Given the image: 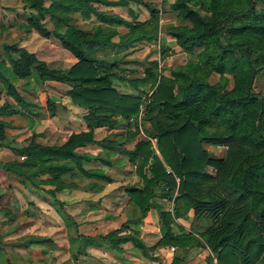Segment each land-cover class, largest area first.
I'll return each mask as SVG.
<instances>
[{"label":"trees","instance_id":"1","mask_svg":"<svg viewBox=\"0 0 264 264\" xmlns=\"http://www.w3.org/2000/svg\"><path fill=\"white\" fill-rule=\"evenodd\" d=\"M45 1L23 0L25 8L33 10L28 24L45 38L55 37L75 61L67 69H54L17 43L3 44L7 60L0 57V148L24 158L0 162V170L44 190L63 210L56 199L58 192L77 187L101 190L100 181H111L103 171L83 166L105 159L77 149L95 144L119 149L135 166L141 183L128 191L132 203L141 218L157 206L164 231L152 246L126 224L106 234L86 236L66 214V224L73 232L69 236L72 259L77 260L89 247L113 249L131 243L142 252L208 247L211 254L205 264H264V90L258 93L253 88L256 76L264 73V0H174L166 11L183 24L169 28L167 35L193 59L167 68V75L159 72L154 60L142 76L130 80L136 86L149 84L140 123L142 96L116 89L112 78L117 62L99 59L98 53L114 46L109 41L117 31L106 30L112 25L128 28L131 43L155 40L160 10L153 2L135 0L150 13L148 20L136 22L100 9L102 5L125 4V0H47L48 6ZM73 14L100 25L87 32L73 23ZM47 15L52 30L43 23ZM166 51L163 47L161 54L165 56ZM215 75L218 80L213 82ZM22 80L25 83L20 91L16 83ZM33 81L67 85V95L86 109L89 129L72 132L60 144H43L36 134L19 145L7 141L6 129L12 127L8 118L40 116V101L29 100L24 94ZM54 104L47 98L50 114L55 112ZM122 122L134 127L123 140L95 139V129H114ZM140 126L155 145L140 140L132 150L122 148ZM206 146L226 147L225 157L214 156ZM158 195L173 200V212L155 203ZM190 211L202 230L192 227V232H175L177 220ZM53 241L35 238L23 247ZM182 261L177 253L171 264Z\"/></svg>","mask_w":264,"mask_h":264},{"label":"crops","instance_id":"2","mask_svg":"<svg viewBox=\"0 0 264 264\" xmlns=\"http://www.w3.org/2000/svg\"><path fill=\"white\" fill-rule=\"evenodd\" d=\"M107 1L119 2L120 0ZM143 1L153 2L155 5L157 3V1L154 0ZM160 1H162L163 8L167 9L169 7V1ZM157 8L159 9V7ZM100 9L107 11L110 14L117 15L126 21L135 20L136 22H144L150 18V13L148 12V10L143 5L138 4L135 0H125V4L122 5H102L100 6ZM72 17L73 19H75V22L73 21V23L77 25H100L99 22L83 20L79 14H73ZM180 24H183V22H181L174 13L169 11L163 13L161 11L159 36L157 38L158 40H160L162 44L161 46H163L165 50H168L165 53V61L169 58H174L176 56L174 54L182 53L183 55L189 57L184 63L180 64L184 65L188 60L193 59V57L183 52L176 45L175 41L167 35V31L169 30V28L178 26ZM106 30L117 31V34L114 35L109 41V43H112L114 46H108L104 51L99 52L98 58L103 60L108 59L107 61L111 62H117L116 66L119 70H114L118 73H121L122 76L117 74L116 76H113V86L124 94L143 97V92L145 94L149 91V84H140L136 86L130 80L134 77L142 76L144 74L145 68L149 65V63L156 59L154 55H152L154 42H147L144 40L132 43L129 42L127 36L128 28L122 25H112L109 27V29ZM61 50L62 52H60V55L64 57L63 63L61 60H58L54 63L56 65H53L51 68L67 69L75 61V58L70 52L62 47ZM167 52L173 55L168 56ZM58 57L59 56H56L55 58L57 59ZM42 60L44 61L45 59ZM120 69L123 72H120ZM134 69H139V71L136 73ZM47 83L55 87L64 89L62 95L48 93L49 95H51V99H53L55 103L54 114H50L52 117L48 118L47 120H38L32 123L29 122L30 120L26 121L25 119L24 123H16V121H19L20 118H24L20 117L19 115L8 118L12 124V127L6 129V135L8 139H11L10 141H13L12 144L21 143L24 139L30 137L33 134L37 135V138L41 143L45 141V139H49L51 141L49 145L60 144L64 142L72 132L87 131L89 129L84 119L87 111L86 109L74 103L69 95H67L69 87L62 83L53 81ZM46 100L47 98L43 102L42 99H40L41 106H45ZM142 117L143 114L141 118ZM141 120L142 119H140V121ZM20 124L21 126H18ZM11 129L12 133H8V131ZM129 131L134 132V127L132 125L129 126L125 124V122H122L118 124L114 129H109L106 126L97 128L94 131V136L97 141L109 139L112 142H116L118 140H123L127 136ZM57 139H59L58 142H56ZM140 140H149L152 142L153 146L155 145V140L151 139L143 131V129H139L137 135L131 139H127L121 145V147L132 150ZM77 152L89 153L91 155H97L105 159L106 162L97 160L90 163H84L83 166L86 169H97L103 171L106 176L111 178V181H100L99 183L103 186L101 190H89L83 187H77L73 189H65L61 192H58L56 194V199L59 202H62L63 213H66L74 219L73 214L67 212V209L69 208L68 202H66V200H60L58 198L59 194H66L68 196L71 193V196L73 195V197L70 196L71 203L73 201L82 203L84 201L82 200L83 197L94 199L89 200L91 201L89 204V208L97 210V213H100V204L111 202L121 210H119L118 214L112 216H108L106 214L107 218L119 221V227L122 224L128 225L130 229L135 230L140 234L141 239L148 246L154 245L164 235V231L160 223L159 209L154 205L147 212V214L143 218H141L140 210L132 203L131 198L128 194L129 190L137 188L141 185L139 178L135 173V166H133L129 162L128 158L119 149L110 150L95 144L88 145L84 148H79L77 149ZM156 154H158V152H156ZM18 158L23 159L24 157L8 148H0V162L11 161ZM156 192L158 193L159 189H157ZM76 195H81V198H76L77 200H74ZM50 198L52 199V201L55 200L51 196ZM53 203H55V201ZM155 203L161 206L165 211H169L172 203L174 205L173 200L170 201L169 199L162 198L159 195L156 197ZM193 218V211H190L185 217L178 219L177 226L174 227V231L177 233L180 232V230H182L183 232H192V227L198 230H202L203 226H201V222L194 221ZM119 227L113 229H117ZM81 234L86 236H95L91 233ZM55 245L56 244L54 241L51 244H45L42 246L33 245L31 246V248L36 250L38 248H48V246H50V249L48 248L49 250H44V253L45 251H47L45 255H50L54 251ZM177 253L180 254L181 258L183 257V261L181 264H205L208 256L211 254L208 247L202 246L189 247L186 251H171V247H163L156 248L154 251L147 250L146 252H142L141 250L134 247L131 243H126L120 245L119 248L113 249H107L106 247H89L86 253L78 256L77 260L73 259L72 264H171L174 255Z\"/></svg>","mask_w":264,"mask_h":264},{"label":"rangeland","instance_id":"3","mask_svg":"<svg viewBox=\"0 0 264 264\" xmlns=\"http://www.w3.org/2000/svg\"><path fill=\"white\" fill-rule=\"evenodd\" d=\"M154 1H157L156 5L159 7V10L161 9L160 12L165 13L166 9L162 7V1ZM167 1L171 4L174 0ZM48 4L49 1L46 0L45 5L48 6ZM31 12L33 10L25 8L23 0H0V57L7 60L6 56L3 55V44L17 43L29 52L35 53L40 60H47L46 62L50 64V67L56 65L54 63L58 60H61L63 63L64 57L60 55V52H62L60 42L53 36L45 38L39 35L28 24V18ZM43 23L48 29H53L49 15L45 16ZM79 26L87 32H92L97 28L96 25L91 26V24ZM156 40L158 38L151 41H144L154 42L152 55L156 58L154 60L158 61V69L160 67L164 74H168L165 72L167 68L176 67L189 58L182 53H177L174 54L176 55L174 58H169L165 61L166 54L165 56L161 54L163 46H161L160 40ZM167 55L172 56L173 54L167 52ZM56 56L59 57L56 59ZM114 69L119 70L117 66ZM134 70L136 73L139 71V69ZM114 72L122 76L121 73L115 70ZM120 72L123 71L120 69ZM217 80L218 75H215L212 81ZM24 83L25 81L16 83L20 91L23 90ZM1 84L2 80L0 79V88L2 87ZM29 88V91L24 92L25 96L29 100L38 103L40 99L44 102L46 98H51L49 94L62 95L64 90L63 88L50 85L47 82L39 84L36 81H33ZM253 88L255 92H263V72L256 76ZM39 112V117L20 118L16 123H24V119L26 121L30 120L29 122L32 123L38 120H47L52 117L46 107H43ZM138 118H140V114ZM7 120L10 121L9 119ZM18 126H21V124ZM11 131L12 129L8 133H12ZM26 139L21 143L25 142ZM10 140L8 139L7 141L10 142ZM58 141L59 139L56 140V142ZM50 142L49 139H45L42 143L50 144ZM21 143H16L15 145ZM206 149L212 152L214 156L222 158L225 157L227 148L223 146H206ZM207 170L210 174H215L213 169L208 168ZM70 196L71 193L68 196L66 194H59L58 198L68 202L69 208L67 212L73 214L79 232L98 235L119 227V221L107 218V215L112 216L118 214L119 210H121L113 203L105 202L104 204H100V213H97V210L89 208L91 202L89 200L94 199L83 197L82 200L84 201L82 203L74 201L71 203ZM76 198H81V195H76L74 200H77ZM53 202L44 190L35 189L15 175L7 174L4 170H0V264H72L73 259L71 257L69 236L73 232H71L66 224V213H63V210H60L59 206ZM35 238H49L54 240L56 244L54 251L50 255H45L47 251L44 253V250H49L50 246H48L49 249L45 247L36 250L31 247H23V244H26L29 240H35Z\"/></svg>","mask_w":264,"mask_h":264},{"label":"built area","instance_id":"4","mask_svg":"<svg viewBox=\"0 0 264 264\" xmlns=\"http://www.w3.org/2000/svg\"><path fill=\"white\" fill-rule=\"evenodd\" d=\"M159 72H161V68L159 67ZM148 101V98L146 97V96H143L142 97V105H141V107H140V118H139V121H140V119H141V116H142V114H143V112H144V105H145V103ZM139 129H142L141 128V126L139 127ZM173 203L171 204V207H170V209H169V211L170 212H173ZM176 249L174 248V247H171V251H175Z\"/></svg>","mask_w":264,"mask_h":264}]
</instances>
